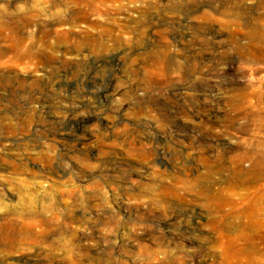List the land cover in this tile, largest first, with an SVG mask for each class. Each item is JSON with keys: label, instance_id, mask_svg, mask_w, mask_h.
I'll list each match as a JSON object with an SVG mask.
<instances>
[{"label": "rangeland", "instance_id": "obj_1", "mask_svg": "<svg viewBox=\"0 0 264 264\" xmlns=\"http://www.w3.org/2000/svg\"><path fill=\"white\" fill-rule=\"evenodd\" d=\"M9 1L44 13L42 25L56 12H90L97 23L89 36L75 30L60 38L54 29L48 49L72 51L45 71L0 62V183L11 191L0 204V264H161L162 247L169 264L190 257L189 243L169 237L180 206L172 192L204 170L202 153L264 148V0H0V7ZM15 29L0 25V51H13L14 34L31 36ZM94 58L100 66L90 68ZM93 77L123 90L100 100L75 95L93 89ZM73 109L91 115L85 150L60 133ZM101 116L117 121L118 136L146 135V145L111 146L116 138L104 133ZM48 153L60 165L48 180L56 219L48 201L20 202Z\"/></svg>", "mask_w": 264, "mask_h": 264}, {"label": "bare ground", "instance_id": "obj_2", "mask_svg": "<svg viewBox=\"0 0 264 264\" xmlns=\"http://www.w3.org/2000/svg\"><path fill=\"white\" fill-rule=\"evenodd\" d=\"M41 13L29 12L26 9H22L19 5H16L15 1L2 3L0 7V25L9 27L11 23L15 22L16 29L14 31L29 28L31 30V36L26 40L14 34L11 46L13 51L10 54L3 50L0 51V62L1 60H6V64L11 66L17 65L16 68L26 74L32 75L36 71H45L51 63L60 60L62 55L69 54L72 51V48L66 45L58 49L59 51H56L55 54L48 49L49 39L54 29L60 38L68 36L70 33L73 34L75 30L83 33L85 36H89L91 35L90 31L95 28L97 23V21H93V18L90 17V12H76L77 15L69 18H62L59 12H56L55 16H58L55 17L56 20L54 22L42 25L44 22L40 21V17H38ZM16 49L22 50V52L18 54L16 53ZM99 62L101 61L95 60L94 63L90 64V68L99 67ZM156 64L155 66L159 65ZM183 71L185 72V70ZM163 73L165 74V72ZM90 79H92L91 76ZM94 82L95 87L93 86L94 88L89 92L83 90L75 95L80 94L82 97L89 95L90 98L100 100L123 90V88L114 87V83L109 77H103L94 80ZM76 109H73L75 113L72 117L64 116L62 121L64 127L63 129L61 128L60 133L75 148L85 150L88 146V140L92 139L91 137L93 136L91 131L86 130L85 124V121L90 119L91 115H89L90 113H80ZM154 110L157 109L154 108ZM154 117L157 123L162 120L160 113L155 114ZM98 121L104 133L110 139L116 138V141H113L111 146L115 142L117 146H121L122 148L126 145H131L136 148L139 146L141 150L142 146L146 145V135L123 134L118 136L116 135V120H107L104 116H101L98 118ZM110 149L112 150V147ZM225 149L223 146L220 147L212 158L205 153L198 155L197 162L204 170L201 173H199L201 170L195 173L193 175L195 177H191L193 178L192 180L186 179L185 184L180 186L185 189L182 193H178V188H175V193L172 192L177 196L180 206L177 207L178 210L176 209L175 213V218L178 220L176 222V228L172 236L169 237L173 238V236H176L185 240L194 250V253L190 257H181L177 264H264V148L258 149L248 146L244 150L241 149L233 152L231 155H226L229 151L226 152ZM44 160L45 162L42 164L41 173L32 175L34 184L26 193L22 194L20 202L25 206L32 207L38 202L48 201L49 203L47 204L52 209L48 217L50 219H56L58 215L53 212V209H57L56 198L55 196L53 197L51 192L54 187L52 182H48V180L50 179V173L60 170V165L58 164L59 162H56V155L53 153H48L44 157ZM107 161L114 162V157L110 156ZM184 172L189 174L188 171ZM41 182H44V185H41ZM182 182L180 181V183ZM70 191L73 192L74 189L68 190V193ZM10 194L11 191L8 186L0 183V204L3 203V196ZM194 201L200 202L205 210L202 212L200 209L190 206ZM48 211L50 212V210ZM81 214H76L72 217L83 218ZM207 231L211 232V235H207ZM160 251L163 254H167L161 264H169L165 262L170 257L168 248L162 247Z\"/></svg>", "mask_w": 264, "mask_h": 264}]
</instances>
